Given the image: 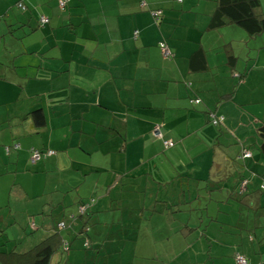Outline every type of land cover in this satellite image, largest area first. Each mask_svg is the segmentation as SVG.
Returning a JSON list of instances; mask_svg holds the SVG:
<instances>
[{"label": "crops", "instance_id": "0c3cea01", "mask_svg": "<svg viewBox=\"0 0 264 264\" xmlns=\"http://www.w3.org/2000/svg\"><path fill=\"white\" fill-rule=\"evenodd\" d=\"M17 1L0 0V208L14 211L17 198L36 203L17 217L27 227L30 214L43 207L48 229L50 214L68 219L80 202L93 199L97 240L105 237L113 246L132 226L127 238L139 251L140 241L155 248L157 238H167V231L138 227L143 219L160 226L188 217L181 208L195 207L205 210L202 226L205 215L219 210L223 218L218 214L195 232L179 253L187 259L182 264H208L199 251L210 264H236L237 254L248 264H264V194L255 202L247 197L264 182L257 149L264 124V33L253 37L231 23L210 29L212 0H145L161 9L158 23L140 0H68L63 11L57 0H24L25 12ZM41 16L49 23L39 25ZM159 40L167 41L172 59L161 56ZM197 49L205 53L203 70L190 65ZM38 108L46 122L41 131L28 116ZM211 111L225 117L224 126L210 122ZM13 142L21 148L7 153ZM241 146L250 158H239ZM32 147L56 154L32 164ZM32 194L41 198L30 200ZM226 207L240 210L231 223ZM110 221L120 227H108ZM240 230L246 237L237 236ZM205 236L208 250L197 243ZM225 238L235 243L222 251ZM71 260L84 262L85 254L77 251Z\"/></svg>", "mask_w": 264, "mask_h": 264}, {"label": "trees", "instance_id": "16d2710c", "mask_svg": "<svg viewBox=\"0 0 264 264\" xmlns=\"http://www.w3.org/2000/svg\"><path fill=\"white\" fill-rule=\"evenodd\" d=\"M177 1L181 2L182 0ZM212 1H214L215 3V8L214 12L211 14L209 21L210 29L218 28L226 23H231L237 25L238 27H241L244 31H246L253 37L259 36L264 33V12H262L261 9L263 0ZM67 4L68 0H57L58 8L62 11L66 8ZM139 5L142 9L147 10L155 23L161 21V9L149 8L145 0H140ZM15 6L22 12H25L28 9L24 0L17 1ZM38 22L41 26L48 24L49 18L46 16H41ZM157 45L160 54L164 59H172L174 57V53L172 52L166 40H159ZM190 65L194 70H203L206 68L205 53L202 49H197L192 53L190 57ZM195 101L199 102V100L197 99L193 100L194 103ZM29 115L32 117L33 122L36 124L38 130L41 131V129L44 128L46 124L45 115L42 110L40 108L34 109L28 114V116ZM209 120L214 126H224V116L217 115L215 112H209ZM257 132L260 138V143L257 149L264 159V124L258 127ZM168 142H172V145H164L167 147H172L174 145L173 141ZM20 148L21 145L19 142H13L10 145L5 146L4 149L8 153V151H10L11 149L18 150ZM55 154L56 152L54 150L37 149L32 147L29 150V160L32 164H34ZM251 156V152L244 146H241L239 158L246 159L250 158ZM259 188L260 189L258 190L264 191V182L260 184ZM261 194L262 193L259 192L256 198L258 199ZM28 198H30V200H35L41 198V196L32 194ZM93 202V199L80 202V204L76 208V211L72 213L71 217L68 219H53L52 215L50 214L49 217H51L50 221L52 224L48 229L44 228V224L46 223V218L44 219V216L49 215V213L44 214L45 209L43 207L38 208V212L30 214L31 219L29 220V223H27V227L26 224L23 221H19L20 219H18L17 217L18 215H26V213L30 210L29 208L27 210L26 206L30 204L32 207H35L36 203H27V200H18L17 198L16 202L14 201V206H16L14 208V211L11 209V206H8L7 204L6 206L1 207L0 264H75V262L71 260V258L72 255L77 251H81L85 254L84 262H79L78 264H94L96 260L98 261V264L109 262V254L106 251L105 245H109L110 240L108 241L104 237L99 241L96 238V235L98 234L94 230V225L100 224L93 223V215L91 211ZM24 204L26 205L23 206ZM251 207H254V210L257 209L256 211H259L260 209H263L261 211H264V206L260 209L256 208L253 205H251ZM161 211H164V209L162 208L160 212ZM40 215L42 216L41 221L35 224L34 219L36 218V216L39 217ZM19 222L22 223V225L19 224ZM146 222V219L142 220L143 225H146L144 224ZM109 224L112 226L114 225L111 223V221L106 225L109 226ZM142 224L138 225V227L145 230L150 229L148 227H142ZM16 228L17 230L23 228L21 237L12 235V230ZM129 228H132V226H129ZM255 229L256 227H252V229L250 230L254 232ZM34 232H38L39 234H41L42 232L43 236H41V238H38L37 240L34 239L33 235V237L26 239L27 236L30 235V233ZM106 232L107 231H104L105 235ZM25 239L27 241V244L22 249H19V244H23ZM101 256L105 258V261L101 262ZM241 256L245 259V264H248L246 257L244 255ZM132 261H129L128 263L133 264Z\"/></svg>", "mask_w": 264, "mask_h": 264}, {"label": "rangeland", "instance_id": "374dc122", "mask_svg": "<svg viewBox=\"0 0 264 264\" xmlns=\"http://www.w3.org/2000/svg\"><path fill=\"white\" fill-rule=\"evenodd\" d=\"M225 118V117H224ZM264 123V121H263ZM258 187V186H256ZM259 192H261L262 194H264V191L262 190H256L255 192H251V195H248V202H251V200H253L255 202V199L257 197V195L259 194ZM247 202V203H248ZM245 205H243L242 210L244 212H247V210H249L248 208L244 207ZM227 209L230 210V213L228 214V219L231 222H233L239 215L240 210H234L233 208H229L226 207ZM180 212L185 214L186 216L189 217L188 213H190V217L189 219H187L188 217H185L184 219H174L173 223H168V224H164V225H160L158 226L156 224V222L154 224L148 225L146 223V225H143L142 227L145 228H150L151 231L152 229L154 230H159L161 229V233L163 231H167L166 232V237L165 239H159L155 240V244L156 247L153 248L151 246V243H145L144 241H140V243L142 244L143 248L139 251V249L137 247H135L134 242H131V239L129 240L127 238V233L130 234V236L132 237V233L133 231H128L127 232V227L125 229V236L124 238L121 239L120 242H118L117 244L113 245V246H109L108 244L105 245L106 251L108 252V257H109V262L104 263L103 261H105V258L103 256H101V262H103V264H129V263H125L122 261L121 257H123L126 261L127 258L131 260L135 259V262L138 264L140 262H144L145 264H182V262L186 259L182 254H179L182 250L186 249L187 245L189 243H193L192 239H193V234L195 232L198 233H202L203 230H206L205 226L207 225V223L209 222H215L217 220V216L219 215V218H223L222 213L219 212V210L212 212V214L209 215H205L203 217V224L201 226V224L199 223L200 221V214H204L205 210H197L195 209V207L191 208V209H187V208H181ZM253 215V214H252ZM246 218L241 219L240 222H242L243 224H245ZM184 224H187V226H185ZM252 225H254L252 223ZM112 225L109 224L108 227H111ZM113 229L116 227H120V225H113ZM252 227V226H251ZM192 230H190V229ZM242 228H248V227H242ZM175 229L174 233L171 235L169 231ZM137 230V229H136ZM241 234H238L237 236L240 237L241 236H245L247 235V230H240ZM243 231V232H242ZM153 232V231H152ZM159 233V231H158ZM154 234V233H153ZM37 237L39 235L38 232H34V233H30L29 236H27L26 239L31 238L33 236ZM111 237H114V235H111ZM246 237V236H245ZM205 237H203L202 241H197L198 246L201 249V244L204 243L205 244V250H208V248L210 247L211 241L206 240ZM26 239L24 240L23 244H19L20 248L22 249L26 244L27 241ZM35 239V238H34ZM208 239V238H207ZM37 240V238L35 239ZM245 240L247 241V239L245 238ZM13 243V242H12ZM221 246L223 248H225L222 251H227L226 248L230 247L231 245H233V243H235L234 240L232 239H228L225 238L224 240H220ZM237 249L241 250L240 245H236ZM199 249V250H200ZM103 252V250H102ZM200 254H204L203 256H200V260L206 259L208 260V264L211 263L212 258H208L207 253H202L201 251H199ZM156 254V255H155ZM177 258H174L173 256L177 255ZM150 257V258H149ZM194 259V258H193ZM99 260V258H98ZM130 260V261H131ZM187 260V259H186ZM224 261H227L226 258L223 259ZM218 261V260H217ZM94 264H98V261L96 260V262ZM132 264V263H130Z\"/></svg>", "mask_w": 264, "mask_h": 264}, {"label": "built area", "instance_id": "2783aa9c", "mask_svg": "<svg viewBox=\"0 0 264 264\" xmlns=\"http://www.w3.org/2000/svg\"><path fill=\"white\" fill-rule=\"evenodd\" d=\"M153 133H154L156 136H159V135H160V130H159V128L156 127V128L153 130ZM164 144L167 145V146H171V145H172V142L164 141ZM236 262H237V264H245V259H244L241 255H237V256H236Z\"/></svg>", "mask_w": 264, "mask_h": 264}, {"label": "bare ground", "instance_id": "6f19581e", "mask_svg": "<svg viewBox=\"0 0 264 264\" xmlns=\"http://www.w3.org/2000/svg\"><path fill=\"white\" fill-rule=\"evenodd\" d=\"M163 52H164V50H163ZM168 54V53H167Z\"/></svg>", "mask_w": 264, "mask_h": 264}]
</instances>
